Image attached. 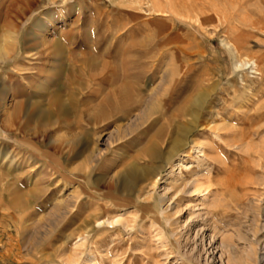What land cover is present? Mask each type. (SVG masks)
<instances>
[{"label":"rangeland","instance_id":"1","mask_svg":"<svg viewBox=\"0 0 264 264\" xmlns=\"http://www.w3.org/2000/svg\"><path fill=\"white\" fill-rule=\"evenodd\" d=\"M205 91L186 155L151 159L167 116ZM195 177L205 199L184 192ZM90 255L264 264V0H0V264Z\"/></svg>","mask_w":264,"mask_h":264},{"label":"bare ground","instance_id":"2","mask_svg":"<svg viewBox=\"0 0 264 264\" xmlns=\"http://www.w3.org/2000/svg\"><path fill=\"white\" fill-rule=\"evenodd\" d=\"M253 27V25H252ZM258 27V26H257ZM134 43V42H133ZM57 47H61V43H57L56 45ZM147 49V48H146ZM233 49V48H232ZM58 50V49H57ZM59 51V50H58ZM61 52V51H59ZM143 52V51H141ZM140 52V54H141ZM122 54V53H121ZM138 55V53H136ZM143 54V53H142ZM58 56V55H57ZM142 56V55H141ZM145 56V55H144ZM143 56V57H144ZM62 57V55H61ZM142 58V57H141ZM140 58V59H141ZM61 60V59H60ZM137 61V60H136ZM86 64L89 65L90 69H97L101 63L99 62H96V60H91V59H87L86 61ZM132 67V66H131ZM157 67V66H156ZM166 68V67H165ZM127 69V68H126ZM125 69V70H126ZM136 69V68H135ZM128 71V70H127ZM137 71V70H136ZM140 72H137V74H139ZM143 73V72H142ZM136 74V73H135ZM131 85V84H130ZM118 90V94L119 95H124V97H127L128 96V89H127V85L124 87V86H121L120 88H116ZM115 89V90H116ZM163 94V93H162ZM210 92L208 91H205L201 94H199L196 99L192 100L191 98H189V101L188 103H192V109L189 110L188 108L186 107H182L181 108H177L172 114H168L169 116H167L166 118V121H167V125H165L166 127H168V130L166 131L164 126V128H161L159 130H157L156 132V136H154L153 138L149 139L148 142H149V146L145 149L146 152H147V155L153 159V160H158V159H164L167 160L168 162L171 161L179 152H184V155L185 152H186V145L188 143V140H189V136L193 134V132H195L196 128H198V124L200 123L201 119L205 116V102L206 100L209 98L208 96H210ZM161 96V95H160ZM164 96V95H163ZM62 98H57L55 97L53 101H55L54 103H57L58 104V107L59 109L61 110L62 114H66L68 113V109L65 105L67 104H64L66 102H64V99L61 100ZM75 99V98H73ZM72 99V100H73ZM172 100V99H171ZM179 100V99H178ZM135 101V100H134ZM170 102V101H169ZM173 102V101H172ZM126 103V102H125ZM182 103V102H181ZM187 103V105H188ZM178 107V106H176ZM154 110V109H153ZM210 111V110H208ZM40 111H38L39 113ZM210 113V116H212L213 114L211 112ZM187 116H190L191 117V120L192 121V125L190 126H183L179 123H176L178 120L177 118L178 117H187ZM213 117V116H212ZM194 123V124H193ZM190 124V123H189ZM169 125V126H168ZM201 125V124H200ZM211 125V124H210ZM202 126V125H201ZM208 126H202V130L203 129H206ZM209 128H212V127H209ZM208 129V128H207ZM206 129V130H207ZM213 134H217V129L215 127H213V130H212ZM161 139V140H160ZM162 139H165V141H167V145L164 146V145H161L162 143L160 141H162ZM195 144V143H194ZM164 146V147H163ZM199 146V145H198ZM198 146H195L193 148H198ZM237 146V145H236ZM203 147V146H202ZM185 149V150H184ZM193 150V149H192ZM181 154V153H180ZM183 158H180V161L173 164L171 166V170L169 172V174L173 173L175 171V166H179L181 165V160ZM165 161V162H167ZM205 163V162H204ZM207 163V162H206ZM199 164V163H198ZM202 164V163H200ZM206 165V164H205ZM207 167V166H206ZM205 167V168H206ZM201 169V168H200ZM203 170V169H202ZM208 170V169H207ZM162 171V168L161 166H155L153 169H151L149 172L150 174L154 175V177L156 178L155 182L157 183L158 180H159V175H161ZM201 171V170H200ZM203 172V171H201ZM213 172V171H212ZM215 172V170H214ZM138 173H139V168L137 167H133L131 168L128 173H126L125 175H123L122 177V184H123V188L128 190L130 188V185L132 184V182L137 179H139V176H138ZM141 173V172H140ZM209 173V172H208ZM200 176V175H199ZM202 177V175L200 176ZM187 178V177H186ZM179 180V179H178ZM186 181V180H184ZM199 180L195 177L192 181L188 182V183H184V192L186 193H190L192 195H195V194H200V193H204V196L203 199H205V191H207L204 186H203V182L202 183H198ZM177 184H179L178 181H176ZM182 183V182H181ZM121 184V185H122ZM180 185V184H179ZM178 186V185H177ZM181 186V187H182ZM206 186V185H205ZM173 187V186H172ZM174 188V187H173ZM183 188V187H182ZM131 190V189H130ZM183 190V189H181ZM209 190V189H208ZM180 195V194H179ZM163 198H161L162 200ZM169 199V197H168ZM167 197H164V199L162 200L163 202L167 201L168 200ZM12 202H13V199H11ZM17 202L19 201L20 202V198H16ZM162 202V203H163ZM15 203V202H14ZM214 205V204H213ZM212 207V206H211ZM170 208V207H169ZM202 216V215H201ZM120 218V217H119ZM106 221L104 220H101L99 221V219H96L95 220V223L94 225L92 226L94 229L96 227H100L101 224L105 223ZM111 222V221H110ZM115 222H119L118 218L116 219L115 217ZM41 231V230H40ZM255 236V235H254ZM86 240V237H81L79 241L81 240ZM42 241V240H41ZM80 246L83 245V243L79 244ZM93 255V254H92ZM92 255H90L88 261L92 264H94L93 262V257ZM73 258L76 257V253L74 252L73 253ZM264 259V258H263Z\"/></svg>","mask_w":264,"mask_h":264}]
</instances>
